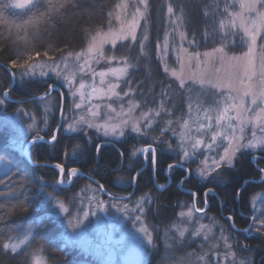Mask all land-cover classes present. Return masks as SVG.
<instances>
[{
    "label": "trees",
    "instance_id": "trees-1",
    "mask_svg": "<svg viewBox=\"0 0 264 264\" xmlns=\"http://www.w3.org/2000/svg\"><path fill=\"white\" fill-rule=\"evenodd\" d=\"M118 0H58L64 7L59 11H53L51 19L42 20L38 24L30 22L32 13H15L13 10H0V94L4 91L10 92L11 99L4 101L5 112H0V160L9 161L13 165L11 171L5 175L0 174V264H28V253H11L2 248L5 243L14 241L13 238L20 236L37 215H45L50 209L34 213L29 203L36 202L41 180L52 185L59 179V172L52 165L64 164L65 172L71 167L80 171L79 178L73 179L69 185L63 186V190H57L53 186L45 189L46 192L54 194L68 203L80 186L86 182L98 184L89 178L94 177L103 184L105 189L118 197L130 195L133 191L132 178L137 169L120 168L123 157L128 158L130 148L139 145L140 141L127 138L122 142L103 139L94 130L65 134L61 129L58 131L56 141L47 143L54 135L60 119L61 99L58 92L51 93L55 101V113L50 116V129L47 132H32L26 143L33 140L36 135L45 140L39 144H32L29 148V158L11 144L12 133L9 128L2 124L4 115L24 109L33 112L37 117L41 110L39 101L30 100L32 96H41L48 91L43 81H30L25 77L24 83H19V74L24 72L32 63L46 58H58L66 52L82 48L89 36L97 29L107 25L108 14ZM207 0H149L148 2V53L146 57H138V50L132 49L130 58L137 62L136 68L130 71L127 80L131 86H135L137 97L146 104L154 105L163 94L167 84L169 73L164 71V65L159 52V43L162 41L167 28V9L169 5L177 7L183 12V24L178 32V38L183 33L184 41L203 42L206 36V20L203 8ZM4 0H0L3 3ZM8 2V1H7ZM55 2V0H54ZM46 4L41 8L44 10ZM199 46L186 45L188 49H198ZM122 49V48H120ZM47 52V57L44 53ZM36 53H40L39 56ZM29 56L32 57L29 60ZM16 60L18 64L28 65L24 68H13L11 61ZM7 66V67H6ZM11 72L17 74V83L12 86ZM55 84L52 80L48 85ZM65 92V91H64ZM66 97V93H65ZM2 99V95H0ZM29 100L27 103L17 101ZM67 106V99L65 102ZM91 138L89 140L88 138ZM146 143V142H145ZM75 159L77 162L69 163L65 154H71L76 147ZM99 146V152H97ZM158 162L157 170L153 172L152 166L140 173L137 178L136 193L148 191L155 199L154 218L151 222L159 225L163 221H171L179 212L181 200H193V194L198 195L197 204L205 208L204 192L211 189L207 196L208 213L215 214L219 219L230 222L225 216L233 219L234 227L228 226L239 245L247 246L250 254L254 257V264H264V234L252 232L253 229V207L251 203L252 194L255 191H264V149H244L239 152L234 160L233 167L224 166L218 172L220 181L209 182L195 178L193 173L188 175L184 169L174 168L171 173L167 171L168 165L178 163V159L168 153H161V146H157ZM122 154V155H121ZM255 157V159H254ZM47 164L49 167H40ZM23 169V175L18 171ZM168 172V174H167ZM84 175H83V174ZM185 176L183 187L179 183ZM127 180L126 185L116 183L118 180ZM131 181V184L129 182ZM247 182V183H245ZM160 189L157 185H166ZM7 185V186H6ZM186 190V191H185ZM188 191H191L190 193ZM12 193L14 198L6 199ZM26 194L29 200L24 201ZM105 199L111 196L103 193ZM22 201H24L22 203ZM27 209V210H25ZM46 227L38 229L35 242L31 244L29 252L43 245L46 249L44 255L51 262H55L53 255H64L63 258L73 257L76 252L67 246L65 251H60L64 241L59 236L60 226L56 219L45 221ZM251 226V231L244 232ZM9 229L11 231H9ZM54 240V243H49ZM244 247V249H247ZM53 249V250H52ZM52 251V252H51ZM68 251V252H67ZM73 251V252H72ZM67 252V253H65ZM154 260V259H153ZM152 260V261H153ZM152 261L147 264H152Z\"/></svg>",
    "mask_w": 264,
    "mask_h": 264
},
{
    "label": "snow or ice",
    "instance_id": "snow-or-ice-1",
    "mask_svg": "<svg viewBox=\"0 0 264 264\" xmlns=\"http://www.w3.org/2000/svg\"><path fill=\"white\" fill-rule=\"evenodd\" d=\"M234 3L237 0H233ZM139 3L143 5L144 9H147L148 0H139ZM46 4L44 10L41 8ZM64 5L59 3L58 0H12V2H7L4 0L0 3V10L7 9H19L23 10L25 14L32 13L30 17V22L38 24L42 20L51 19L52 12L59 11ZM117 9H126L127 4H117ZM239 9L237 13H229L231 17V25L235 28H240L243 32L241 36V43L245 42V37L247 38L248 51L243 54L242 57H231L228 58L225 54L224 46L213 48L211 51L200 53L196 52L193 55L187 57L188 72L185 76V60L178 54L177 60L180 62V71L177 72L176 69H172L170 75L179 80L180 85L183 87L186 80L191 81L193 85H199L201 88H207L211 91L213 96L221 97L224 102L223 107H218L214 109H205L204 122L198 124L195 128H190L189 122L184 121L181 125L182 131L179 134V144L180 149L178 155L181 156L180 162L175 165H168L167 171L172 172L174 168L182 169L185 163L193 160L198 154L209 153L205 156V159L201 161L202 167L196 170L197 176L202 180H208L209 182H219L220 175L217 173L215 176L211 174L216 172L217 169L221 168L222 165L232 166L233 160L236 153L240 148L257 149L264 146V44L260 47V55H256L257 40L261 39L264 41V0H239ZM227 12V8H225ZM169 14L173 13V8L171 5L168 7ZM109 17H112L110 12ZM145 12L141 11L140 7H136L132 18L130 21L122 22L121 27L118 30H112L111 24H109L108 32L97 31L95 35H90V42L88 43L86 49L75 53L69 52L66 56H62L59 61L54 58L49 57L48 60L31 64L24 72L19 74V83L23 84L25 77H28L30 81H43L44 85H47L48 91L41 96H32L30 100H36L41 102L43 105V122L47 125V117L52 113L53 100L51 99L52 91L59 93L61 97L60 103V123L57 126V131L63 129L65 133H79L84 130L85 127L90 129H95L97 133H102L104 137H124L125 130L130 128L131 133L137 134L141 138H149L152 143L147 144L145 147L132 150V156H136L137 153L145 160V162H150L153 167L156 164V148L153 146L158 143V139L155 137H148L147 133L152 127V122L148 117V114H142L140 119H133L132 113L135 108L139 107L138 104H133L132 101L128 102V107L125 109L123 104L119 105V112L112 107L111 103L104 104V108L107 109V113L103 119L100 118L99 110L101 105L93 103L95 100H112L115 98L117 101L123 100L125 96L131 93V87L129 86L128 91L123 93L121 96L120 92L117 91L120 88V81L124 80L129 72L130 68H134L133 64L128 63L126 58H118L116 56L105 57L104 46L110 45L114 50L117 42L131 41L135 43L137 41V29L140 27V20L144 19ZM117 20H120V16H116ZM179 19V18H178ZM250 25V26H249ZM223 22H221V28H223ZM235 35V33H233ZM225 37H222V39ZM186 39L185 35L181 34V40ZM147 34L142 35V41L140 42V48L142 55L144 43L147 41ZM190 46L195 45V41H188ZM229 43L234 44L235 41H229ZM165 49L168 48V42H164ZM182 52H187V49H181ZM37 56L40 53H36ZM44 55L47 57L48 53L45 52ZM201 55L204 59L201 60ZM32 57L29 56V60ZM72 59L75 61V66L78 68V72L81 79L77 85L76 72H69L68 61ZM103 59L106 62L116 60L119 67H109L107 71L96 72L93 68V64H98L100 60ZM226 62L230 71L224 72L222 74V69H224ZM13 68H24L28 65V60L24 64H18L16 60L11 61ZM7 67V66H6ZM164 71L169 72L168 66L165 64ZM11 79L13 81V86L17 83V74L11 72ZM88 75L92 79L91 84H87L83 80V76ZM111 76L114 77L116 82L106 80L105 78ZM99 77L100 86H96V78ZM49 79L55 80V85H48L47 81ZM88 88L87 97L85 94V88ZM69 92V97L72 100L71 107L69 109V115L65 116L63 112V90ZM191 90V89H190ZM77 94H79V102H77ZM2 99H0V112H5L4 101L10 100V92L4 91L2 94ZM29 100L17 101V103H27ZM213 103L219 104L220 101L214 100ZM163 110V105H161ZM192 106L189 105V114H191ZM209 111H214L215 116L209 115ZM25 113L32 119V124L28 125V130H37V121L34 114L26 113L24 109H17L16 119H19V114ZM231 113V114H230ZM153 115L159 116V112H154ZM7 120V117H5ZM237 123H233V122ZM142 122L144 127H141ZM172 121H167L168 125H171ZM246 124H252L253 128H259L261 130V135L257 136L255 130L252 132V138L247 144H242L244 136V126ZM66 125V127H65ZM168 130L163 129L162 131ZM195 132L197 135L193 136L190 133ZM239 132L240 135H236ZM130 133V134H131ZM175 135V133H173ZM207 136V140L200 138L202 136ZM218 138L221 143L227 141V147L223 149V154H218L217 159L214 153L216 148L220 145L217 143ZM56 135L51 136V141H56ZM91 140V138H88ZM44 141V138L36 135L33 138V144H39ZM185 143L188 147H185ZM73 148L72 153L65 154L66 160L69 163L77 162L75 159L76 148ZM97 152H99V146H97ZM174 151L169 145L167 149L161 148V153ZM122 155V154H121ZM255 158V157H254ZM211 161V163H209ZM13 165L9 161H5V168L7 175L11 171ZM40 167H49L50 165L43 164ZM59 172V179L54 181L52 185L48 182L41 180V185L36 196V202L34 204L29 203L28 207L32 209L34 213L45 210L49 207H54L56 211L46 212L45 215H37L30 223V226L18 237L13 238L14 242L5 243L2 248L11 253H28L27 260L28 264H48L47 257L44 255L46 249L41 245L40 247L28 251L31 248V244L35 242L38 229L45 228V221H51L53 219H59L61 223L65 224V236L64 244L60 247V251H65L68 244L81 238L84 232L87 230L88 225L93 223L91 217H95L96 223H98L102 218L96 213L99 211L106 210L105 202L100 200L98 197H92L88 199L89 207L95 209L96 211L90 212L84 209L85 201L80 200L79 206L76 205L75 201L77 197H73L68 204L64 201L59 200L57 197L53 196L51 193L45 191L49 186L55 187L57 190H63V185L71 184L73 178H79L80 171L76 167H71L65 175L64 164L52 165ZM188 172L187 169H184ZM18 171L23 175L24 170L18 168ZM140 175V173H137ZM191 175V173H189ZM188 179L185 176L184 179L180 181L181 184L184 180ZM135 177L132 178V181ZM116 183L120 184L121 181ZM247 183V182H245ZM131 184V181L129 182ZM7 186V185H6ZM89 191L93 192H105L103 185H98L96 189H91L90 186H86ZM158 188L164 189L165 185H157ZM212 190L208 189L204 192V204L205 208L208 206L207 196L211 194ZM112 197V201L117 199L123 200V197L112 196L111 193H107ZM24 196V201L29 200V197L21 193ZM194 195V194H193ZM15 193H12L6 199L14 198ZM129 199L131 196L128 197ZM95 200V203L92 201ZM22 201V203L24 202ZM153 203L150 196L145 195L134 201L135 207L131 209L133 213V220L135 222H141V217L146 215L145 205H151ZM115 203H109L107 207H115ZM27 210V209H25ZM122 211L127 213L129 211L128 205H124ZM140 215H135V213ZM205 213L204 208H198L195 203L192 204L186 212L182 211L179 215L180 217H187L191 220L193 213ZM60 213L66 214L65 216H60ZM71 217V219H69ZM202 218V217H201ZM231 220V217H227ZM87 221L88 223H85ZM264 224V221L261 222ZM71 227L72 231L68 232L67 228ZM178 234V238L183 240L185 233L188 232L187 228L173 225L172 226ZM234 227V225H233ZM9 231H11L9 229ZM244 232L251 231L249 229H244ZM168 232L166 229L164 232V245L165 250H171V245L168 244ZM211 229L206 225H200L198 228L193 230L192 236L199 237L202 233L205 239H207L208 233ZM109 233V238H110ZM126 235L131 238L135 248L143 250L146 245H151L155 247L153 242V236L149 228L141 222L139 228L130 229ZM220 239L224 241V246L229 249L228 255L234 257L235 253L231 252V245L228 244V237L223 235V230L221 232ZM54 240H49V243H54ZM116 243H123V238ZM212 247H216L213 245ZM247 248V246H244ZM207 255V254H206ZM201 261H205L204 256L198 258ZM62 264H76V261L68 262L63 261ZM205 264L207 262L205 261ZM239 264H245L244 261H239Z\"/></svg>",
    "mask_w": 264,
    "mask_h": 264
},
{
    "label": "rangeland",
    "instance_id": "rangeland-1",
    "mask_svg": "<svg viewBox=\"0 0 264 264\" xmlns=\"http://www.w3.org/2000/svg\"><path fill=\"white\" fill-rule=\"evenodd\" d=\"M8 2H12V0H7ZM149 2V0H148ZM117 4H127L126 9H117ZM136 7H140L141 11L145 12L144 19L140 20V27L137 29V41L135 43L131 41L125 42H117L115 49L113 50L110 45L104 46V55L105 57L116 56L118 58H126L128 63L133 64L136 68L138 65V61L134 63V61L130 58L131 50L137 49L138 50V57L143 58L147 56L148 49H147V41H143L144 48L143 53L146 55H142L140 42L142 41V35L147 34L149 36L148 30V4L147 9L145 10L143 5L139 3V0H118L110 11L113 15L109 17L107 20V25L103 28L97 29L91 35H95L96 32L99 30L101 32H108L109 31V24H111L112 30H118L121 27L122 22L130 21L132 18V14L135 11ZM172 7V6H171ZM173 13L169 14L167 9V28L165 29L164 35L162 37V41L159 43V52L163 62L168 66L169 75L167 77V84L165 85L163 90V94L159 97L157 102L152 104H146L143 100L138 99L137 90L135 86H131L130 82L127 80V77L131 70L134 68H130L127 77L124 80L120 81V88L117 89L120 92L121 96L123 93L128 91L129 86L131 87V93L128 96H125L123 100L117 101L115 98L112 100H95L93 103L100 104V118L103 119L107 113V109L103 106L104 104L111 103L112 107L119 112L120 108L119 105L123 104L125 109L128 107V102L132 101L133 104H138L139 107L135 108L132 113L133 119H140L142 114H148L149 119L152 122V127L148 131V137H155L158 139V143L154 144V147L161 146V148L167 149L168 146H171V149L174 151L166 152L170 154L172 157L177 158L178 162H180L181 156L178 155L180 149L178 147L179 144V134L183 130L181 125L184 121L189 122L190 128H195L198 126L199 123L204 122V114L205 109H214L218 107H223L224 102L222 101L221 97L213 96L211 91L207 88H201L199 85H193L191 81L186 80L185 85L182 87L175 77L170 75L172 69H176L177 72L180 71L179 61L177 60V55L179 54L186 63L185 67V76H187L188 66H187V57L189 55H193L196 52H200L201 54L204 52L211 51L213 48L224 46L225 54L228 58L233 56L235 57H242L244 53L248 51L247 47V38L245 37V42L241 43V36H243V32L240 28H233L231 25V17L229 13H237L240 11L239 9V0L236 3L233 0H207L206 5L203 8L204 17L206 20V36L203 42L200 40L195 41V45L199 46L201 43L203 44L198 49H190L187 48V44L189 45L188 41H182L181 37L178 38V32L180 33V29L182 28L183 24V12L181 9L177 7H172ZM227 8V12L225 11ZM15 13H21L23 10L19 9H12ZM109 12V13H110ZM120 16V20L116 19V16ZM179 18V19H178ZM221 22H223V28H221ZM250 26V25H249ZM235 33V35H233ZM222 37H225L222 39ZM167 40L168 48L165 49L164 42ZM229 41H235L234 44L229 43ZM90 42V36L85 43V45L77 50L69 51L72 52L74 55L77 52H80L83 49H86L88 43ZM264 44V41L261 39L257 40V47H256V55H260V47ZM122 48V49H120ZM181 49H187V52L180 51ZM69 52L64 53L58 58H54L55 60L59 61L62 56H66ZM39 60L35 63H39L45 60ZM204 57L201 55V60ZM69 64V72H76V79H77V87L78 83L81 79V76L78 72V68L75 66V61L70 59L68 61ZM121 66L118 64L116 60H112L110 62H106L105 60L101 59L98 64H93V68L96 72L100 71H107L109 67H119ZM230 71L228 67V63L226 62L224 69H222V74L224 72ZM108 81L113 83L116 82L114 77L108 76L105 78ZM84 82L87 84L92 83V79L90 76L85 75L83 76ZM56 83V81H55ZM96 86L99 87V77L96 78ZM191 89V90H190ZM66 93L67 99V106L64 108V115H69V109L72 104V100L69 97V92L64 90ZM85 94L87 97V93L89 89L85 88ZM53 100L52 105V113H55V101ZM77 102H79V94H77ZM220 101L219 104L213 103V101ZM161 105H163V110L161 109ZM189 105L192 106L191 114H189ZM41 114L37 117L33 112L25 110L26 113H32L35 116L37 121V128L40 132L44 133L49 131L50 129V116L53 114L48 115L47 117V125L43 122V105L41 102L39 103ZM154 112H159V116L153 115ZM209 115L215 116L214 111H209ZM231 114V113H230ZM17 112L12 114H6L3 116L1 122L3 125L7 126L12 133L11 144L17 148L20 152H23L28 143H26V138L32 133L37 132V130H28V125L32 124V119L27 116L25 113L19 114V119H16ZM7 117V120H5ZM167 121H172L171 125L167 124ZM237 123V122H233ZM66 127V125H65ZM141 127H144V123L142 122ZM168 129L166 131H162L163 129ZM63 130V129H62ZM90 128L85 127L82 132L88 133ZM96 132L95 129H92ZM255 130L256 135L260 136L261 130L259 128H253L252 124H246L244 126L243 136L244 139L241 141L242 144H247L248 141L252 138V132ZM65 133V132H64ZM97 133V132H96ZM131 129L128 128L125 130L124 137H104L102 133H97L103 139L122 142L125 139L132 137L136 139H141V143L135 149H139L145 147L147 144L152 143V140L149 138H141L138 137L137 134L131 133ZM175 133V135H173ZM69 134V133H65ZM73 134V133H71ZM190 135H197L195 132L190 133ZM236 135H240L239 132ZM207 140V136H202ZM146 142V143H145ZM217 143L220 145L216 148L214 153L211 155H215L216 158H219L218 154H223V149L227 147V141L221 143L220 139L218 138ZM33 144V143H32ZM31 144V145H32ZM28 147V154L29 148ZM185 147H188V144L185 143ZM264 149V146L257 148V149ZM244 149L249 148H240V150L236 153L235 158L238 156L239 152L243 151ZM134 150V149H132ZM132 150L130 153V160L128 161L127 165L133 166L136 161H140L142 157L139 153L136 156H132ZM256 150V149H251ZM209 155V153L198 154L193 158L192 161L185 163L193 173L197 176L196 170L202 167L201 161L205 159V156ZM234 158V160H235ZM233 164L230 167H233ZM211 163V161H209ZM226 165H222L224 167ZM221 168L217 169L216 172H213L211 175L215 176ZM7 170L5 168V161L0 160V174L5 173ZM67 175V172H65ZM198 177V176H197ZM138 178V177H137ZM199 178V177H198ZM211 178V177H209ZM75 179V178H73ZM200 179V178H199ZM202 180V179H201ZM122 183L120 185H126L127 180L120 179ZM73 182V181H72ZM69 184H65L66 186ZM133 185V181H132ZM86 186H90L91 189H96L97 186L93 183L86 182L82 184L78 190V192L71 197H77L75 203L77 206L80 204V200L83 199L85 201L84 209L89 210L90 212L96 211L89 207L88 199L92 197H98L100 200L105 202L106 210L99 211L96 214L100 216L102 219L96 223L95 217H91L93 223L88 225L87 230L84 232L83 236L77 239L74 242L69 243V248H73L76 252L74 253L73 257L63 258L64 255H53L55 262H51L48 260V264H62L63 261H76V264H147V262L152 261V264H239V261H244L245 264H254V257L249 252V249H244V246L238 244L237 239L234 238L232 231H230L229 225L233 227L234 223L230 222L227 223L223 220L219 219L215 214L208 213V210L205 209V213H197L194 212L191 220L187 217H180V213L182 211L186 212L188 208L192 206L193 203L196 204L198 208L200 207L197 204V201H190V200H181L179 203V212L173 220H165L159 221V225H154L151 222V218H154L152 215L154 214V205L155 199L154 197L146 191L145 193H136L137 187H133V191L130 195L124 196L120 195L118 197H123V200L117 199L116 201H112V197L110 199H105L103 197L104 192H93L89 191ZM108 192V191H107ZM49 193V192H48ZM109 193V192H108ZM53 196L57 197L59 200L63 201L58 196L52 194ZM148 195L151 197L153 203L151 205H145L146 215L141 217V222L145 224L152 233L153 242L155 247L151 245H146L143 250L135 248L131 238L126 235V233L134 228H139L141 226V222H135L133 220V213L131 209L135 207L134 201L138 198ZM131 196L129 199L128 197ZM65 202V201H64ZM66 203V202H65ZM69 203V202H68ZM66 203V204H68ZM95 203V200L92 201ZM109 203H115V207H107ZM251 203L253 207V229L252 232H260L264 234V224L261 222L264 221V191H255L251 197ZM128 205L129 211L125 213L122 211L123 206ZM50 212L54 213L56 209L54 207H49ZM66 214L60 213V216H65ZM135 215H140L138 212ZM202 217V218H201ZM71 219V217H69ZM59 226H60V234L59 236L64 241L65 236V224L61 223L59 219H56ZM85 223H88L85 221ZM173 225L180 226L183 228H187L188 232L185 233V237L183 240L178 238V234L175 229L172 227ZM200 225H206L211 229V232L208 233L207 239H205L204 234L202 233L199 237L192 236L193 230L198 228ZM235 226V225H234ZM168 229V244L171 245V250L166 251L165 245L163 242L164 239V232ZM223 230V235L228 237V244L231 245L230 251L235 253V256H229L228 252L229 249L224 246V241L220 239L221 232ZM68 232L72 231L71 227L67 228ZM109 233L110 238H109ZM123 238V243H116V241H120ZM14 242V241H12ZM11 243V242H10ZM215 245L216 247H212ZM53 250V249H52ZM52 252V251H51ZM68 252V251H67ZM65 252V253H67ZM73 252V251H72ZM207 254V255H206ZM200 256L205 257V261H201L198 258Z\"/></svg>",
    "mask_w": 264,
    "mask_h": 264
},
{
    "label": "flooded vegetation",
    "instance_id": "flooded-vegetation-1",
    "mask_svg": "<svg viewBox=\"0 0 264 264\" xmlns=\"http://www.w3.org/2000/svg\"><path fill=\"white\" fill-rule=\"evenodd\" d=\"M65 108V107H64ZM130 139H136V138H132V137H130ZM107 140V139H106ZM136 140H138V139H136ZM109 141H111V140H109ZM138 141H140L141 142V139H139ZM137 146L138 145H135L134 147H131L129 150H130V153H131V150L132 149H135V148H137ZM156 148V147H155ZM263 149V148H262ZM257 150V149H256ZM160 151L158 150V148H156V164H155V166L153 167V165L150 163V162H145V160L142 158L140 161H136L135 163H134V165L133 166H128L127 165V163H128V161L130 160V153L128 152V158H127V160L125 161V157H123V159H122V162H121V164L119 165V167L122 169V168H125V169H137V171H136V173H135V175H134V177H135V180L133 181V187H136V185H137V177L139 176V175H137V173H141L142 171H144V170H146V169H148V168H150L151 166H152V168H153V172H154V176H155V172H156V170H157V167H156V165H157V162H158V153H159ZM255 159V158H254ZM173 165H175V164H173ZM184 168L185 169H187L188 170V175H189V173H193V171L191 170V168H189L186 164L184 165ZM168 169V168H167ZM167 174H168V172H167ZM193 175H194V177L195 178H198L194 173H193ZM190 176V175H189ZM199 179V178H198ZM201 180V179H200ZM170 183H168V184H166L165 185V187L166 186H168ZM179 187H183V184H181V183H179ZM186 191V190H185ZM189 193L191 192V191H188ZM192 193V192H191ZM192 194H194L193 195V200L192 201H197V198H198V195L196 194V193H192ZM204 199H205V197H204ZM204 209H206V210H208V206L206 207V208H204ZM227 217H230V216H225V218H227ZM233 220V219H232ZM251 226H249L248 228H246V229H249ZM242 230H244V229H242Z\"/></svg>",
    "mask_w": 264,
    "mask_h": 264
},
{
    "label": "water",
    "instance_id": "water-1",
    "mask_svg": "<svg viewBox=\"0 0 264 264\" xmlns=\"http://www.w3.org/2000/svg\"><path fill=\"white\" fill-rule=\"evenodd\" d=\"M50 81H51V79H49V80L47 81V83H49ZM51 85H55V84H51ZM12 86H13V84H12ZM62 90H63V89H62ZM53 92H55V91H52V93H53ZM59 96H60V95H59ZM60 99H61V97H60ZM65 102H66V97H65V92H64V90H63V101H62L63 112H64V107H65ZM59 123H60V119H59ZM59 123H58V124H59ZM54 135H56V137H57V135H58L57 128H56V130H55ZM44 140H45V139H44ZM32 141H33V140H32ZM32 141H30V142L27 144L25 150L23 151L24 154H25L26 156H28V158H29V154H28L27 150H28V147L32 144ZM47 141H51V139H48ZM82 174H83V173H82ZM83 175H84V174H83ZM89 178H90L91 180H93L95 183H97L98 185H103L102 183H100L99 181H97L94 177L89 176ZM104 189H105V187H104ZM105 190H106V189H105ZM104 193L107 194V193H108L107 190H106ZM231 222L234 223L232 219H231Z\"/></svg>",
    "mask_w": 264,
    "mask_h": 264
}]
</instances>
